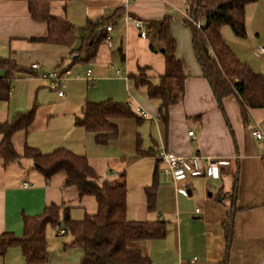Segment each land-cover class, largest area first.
Instances as JSON below:
<instances>
[{
    "label": "crops",
    "instance_id": "crops-1",
    "mask_svg": "<svg viewBox=\"0 0 264 264\" xmlns=\"http://www.w3.org/2000/svg\"><path fill=\"white\" fill-rule=\"evenodd\" d=\"M123 1L49 0L50 13L65 18L75 29L76 39L64 46L30 40L46 33V22L32 19L24 0H0V57L11 59L16 66L9 79L8 99L0 100V122L33 107L31 127L12 135L18 153L25 145L42 153L62 147L85 155L100 181L123 179L126 220L165 223L162 238L126 241L127 248L139 250L152 264H218L224 259L227 264H264V140L251 135L255 123L264 133V108L249 109L245 123L234 95L217 101L195 57L192 29L183 21L181 0H125V5ZM125 11L148 23L145 37L126 19ZM244 16V38L234 33L236 38H231L223 26L222 37L254 72L264 73V54L255 52L264 45V0L246 4ZM164 18L187 75L183 99L170 106L166 121L159 115L160 101L149 98L145 86L128 78L143 73L152 83H159L165 71L158 38ZM97 20L104 24L91 33L99 39L94 56L73 61L90 34L86 25ZM107 24L112 26L110 46L103 38ZM32 63L39 69H32ZM53 69L69 71L63 97L40 76ZM5 71L0 66V77ZM47 88L55 93H48ZM103 100L127 103L135 115L114 119L116 136L107 144H98L94 133L76 125L75 118L85 102ZM136 107L148 117H141ZM160 147L180 155H199L202 163L214 158L228 164L221 165L218 179L188 177L175 185L163 174L164 163L156 155L138 153V149L156 153ZM156 169L155 206L148 210L145 187L151 185ZM64 181V172L45 179L30 159H0V234L21 236L22 217L38 215L51 203L68 207L73 220L96 210L93 197L80 196ZM225 220L231 223L229 239L224 233ZM60 228L65 226L46 228L45 262L28 263L19 246H10L0 256V264H80L82 249L66 245L73 237L67 231L60 234Z\"/></svg>",
    "mask_w": 264,
    "mask_h": 264
},
{
    "label": "trees",
    "instance_id": "trees-1",
    "mask_svg": "<svg viewBox=\"0 0 264 264\" xmlns=\"http://www.w3.org/2000/svg\"><path fill=\"white\" fill-rule=\"evenodd\" d=\"M32 19L44 21L47 31L42 36L31 37L34 42H45L71 46L76 39L75 29L65 18L54 16L49 11V0H24ZM255 0H190L186 8L188 15L201 21L199 28L194 27L186 18L184 23L192 29V45L195 57L204 76L208 80L218 102L234 95L239 103L241 116L248 121V110L264 108V73L254 72L240 60L221 34V27L227 25L235 36H246L244 8ZM108 20V19H107ZM104 19V22L107 21ZM102 20L89 21V31L85 44L77 51L73 61L88 60L95 54L98 38L93 36L95 28ZM104 38V36H103ZM162 43L161 52L165 57V71L158 84H154L140 73L129 75L137 85L146 87L149 98L158 99L159 115L167 120L170 106L179 103L184 95L186 72L182 61L175 54V41L169 32V21L164 18L158 31ZM153 48V47H152ZM0 66L5 68V75L0 77V100L9 96V79L16 66L9 58L0 57ZM141 70V69H140ZM135 115L127 103L103 100L85 102L81 115L75 118L76 125L94 133L98 144H107L117 134L114 119ZM142 117V116H141ZM35 118V109L18 112L10 120L0 122V159L4 162L19 158L33 161L45 179L58 172L65 173L64 185L75 187L80 196H91L96 202V210L87 213L81 220H73L69 208L55 203L47 205L42 213L22 217L23 234L12 232L0 234V256L10 246H19L28 263H43L48 257L46 228L64 225V232H69L73 239L67 243L82 249L80 264H152L148 257L137 249L126 247L128 239L162 238L166 232L164 221H128L126 211V185L120 181H100L85 155L76 154L65 148H57L49 153H42L35 147L24 146L20 154L12 142V135L27 131ZM140 155H156L152 151L138 149ZM158 171L154 174L151 185L145 187L148 210L155 206ZM225 236L231 235V223L223 222ZM218 264H227L224 259Z\"/></svg>",
    "mask_w": 264,
    "mask_h": 264
},
{
    "label": "built area",
    "instance_id": "built-area-1",
    "mask_svg": "<svg viewBox=\"0 0 264 264\" xmlns=\"http://www.w3.org/2000/svg\"><path fill=\"white\" fill-rule=\"evenodd\" d=\"M190 0H181L182 5L184 7V15L188 18L194 27L199 28L201 26V21L194 20L191 18L186 8L189 5ZM124 5L127 4V1H123ZM126 19L131 22L138 34L141 37H145L148 32V23L143 20L142 18L133 16L129 11H125ZM111 24H107L104 28V40L108 46L111 45ZM255 52L258 55L264 54V45L257 46L255 48ZM32 69H39V65L37 63H32L30 65ZM119 72V71H117ZM69 71H65L64 73L60 72L57 69H53L51 71H43L40 72L41 78L50 81L51 85L57 87V94L59 97H63L65 94L66 88V79L65 75H68ZM88 81H92V78L87 72L86 75ZM135 111L139 113L142 117H148V113L141 110L139 107L135 108ZM189 136H193L191 131L188 132ZM251 135L260 141L264 140V133L261 128L255 123L254 127L251 129ZM156 158L164 163L163 167V174L168 176L175 185L186 180L188 177H202V178H210V179H218L220 175V167L221 165H227V160L222 159H214V158H207L204 163L201 162L199 155L187 156V155H180L173 152L166 150L164 147H160L156 151ZM24 185H28L27 182ZM178 190L183 193L187 194V191L184 188L177 187ZM59 233L63 234L64 229L60 228Z\"/></svg>",
    "mask_w": 264,
    "mask_h": 264
},
{
    "label": "rangeland",
    "instance_id": "rangeland-1",
    "mask_svg": "<svg viewBox=\"0 0 264 264\" xmlns=\"http://www.w3.org/2000/svg\"><path fill=\"white\" fill-rule=\"evenodd\" d=\"M223 27L227 30V32L229 33V35L231 36V38H234V39L236 38V37L233 35V32H232V30L230 29L229 26L224 25ZM12 81H13V80H12ZM44 81H46V80H44ZM46 84H47V83H46ZM11 85H12V83H11ZM47 85H48V84H47ZM47 92L50 93V94L55 93V91H50L48 88H47ZM34 99H35V98H34ZM1 105L4 106V105H5V102L2 103ZM65 236H67V235H65Z\"/></svg>",
    "mask_w": 264,
    "mask_h": 264
}]
</instances>
